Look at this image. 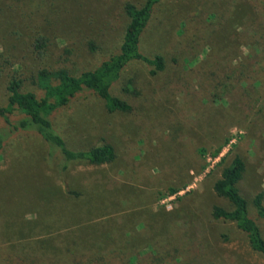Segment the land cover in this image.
I'll use <instances>...</instances> for the list:
<instances>
[{"label": "rangeland", "instance_id": "1", "mask_svg": "<svg viewBox=\"0 0 264 264\" xmlns=\"http://www.w3.org/2000/svg\"><path fill=\"white\" fill-rule=\"evenodd\" d=\"M145 2L0 0V109L13 81L42 98L41 71L96 69L122 44L126 5ZM141 49L165 70H124L112 93L130 112L109 113L86 91L53 116L70 150L108 144L113 163L64 172L36 131L0 150V253L15 264H264L235 223L213 217L216 206L232 210L214 185L239 156V187L264 236L252 204L264 194V0H164Z\"/></svg>", "mask_w": 264, "mask_h": 264}, {"label": "trees", "instance_id": "2", "mask_svg": "<svg viewBox=\"0 0 264 264\" xmlns=\"http://www.w3.org/2000/svg\"><path fill=\"white\" fill-rule=\"evenodd\" d=\"M164 0H146L145 4L137 7L131 3L125 7L129 18L122 44L118 52L104 61L94 70L84 71L79 75L66 69L49 71L43 70L37 79L38 87L44 92L40 98L35 92H22V82L13 81L10 85V98L6 107L0 109V118L4 119L11 128L9 133L0 132V150L7 139L20 131H36L43 140L56 147L63 157L62 170L67 171L72 164L102 166L111 164L116 159V153L111 145L104 144L87 151H72L67 147L62 136L55 130L53 116L83 92L90 91L104 101L109 113L130 112V104L113 95V86L121 79L124 70L134 62H143L150 67L151 75L155 76L165 70V60L162 56L148 57L141 49L143 36L148 29L156 7ZM47 41L44 37L36 40L35 46L39 56H42ZM21 113L24 118L13 123L10 117ZM230 143V142H229ZM227 143V145L229 144ZM221 149L214 156L218 157ZM202 155L206 153L203 150ZM54 155L55 153H52ZM225 162V159H223ZM247 171L246 162L236 156L227 165L221 178L215 183L214 191L218 197L227 200L232 210L216 206L213 217L216 220L235 223L237 228L248 237L252 250L264 257V236L259 224L250 216V201L241 193L239 184ZM173 195L177 194L172 190ZM252 204L264 221V194H258ZM8 252L1 251L0 264H15V258ZM26 264V263H25Z\"/></svg>", "mask_w": 264, "mask_h": 264}]
</instances>
